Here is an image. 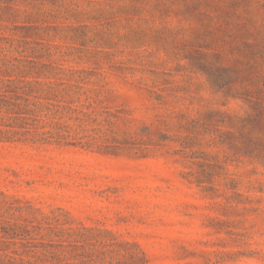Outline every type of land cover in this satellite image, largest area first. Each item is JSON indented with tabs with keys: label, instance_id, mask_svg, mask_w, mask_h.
Returning <instances> with one entry per match:
<instances>
[{
	"label": "rangeland",
	"instance_id": "obj_1",
	"mask_svg": "<svg viewBox=\"0 0 264 264\" xmlns=\"http://www.w3.org/2000/svg\"><path fill=\"white\" fill-rule=\"evenodd\" d=\"M0 264H264V0H0Z\"/></svg>",
	"mask_w": 264,
	"mask_h": 264
}]
</instances>
